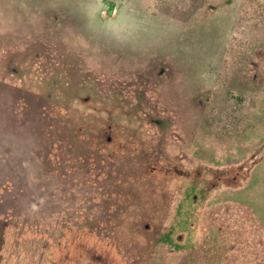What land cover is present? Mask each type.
Here are the masks:
<instances>
[{
    "label": "rangeland",
    "instance_id": "rangeland-1",
    "mask_svg": "<svg viewBox=\"0 0 264 264\" xmlns=\"http://www.w3.org/2000/svg\"><path fill=\"white\" fill-rule=\"evenodd\" d=\"M0 264H264V0H0Z\"/></svg>",
    "mask_w": 264,
    "mask_h": 264
}]
</instances>
